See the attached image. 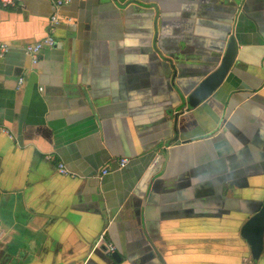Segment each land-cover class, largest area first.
Masks as SVG:
<instances>
[{"label":"crops","instance_id":"0c3cea01","mask_svg":"<svg viewBox=\"0 0 264 264\" xmlns=\"http://www.w3.org/2000/svg\"><path fill=\"white\" fill-rule=\"evenodd\" d=\"M54 12L0 6V264H264V0H72L32 65Z\"/></svg>","mask_w":264,"mask_h":264},{"label":"water","instance_id":"95a60500","mask_svg":"<svg viewBox=\"0 0 264 264\" xmlns=\"http://www.w3.org/2000/svg\"><path fill=\"white\" fill-rule=\"evenodd\" d=\"M236 54V43L231 39L218 68L208 75L188 96L187 103L189 108L193 109L199 106L202 102L210 98L212 94L221 86L236 58ZM123 159L129 160L128 158ZM240 236L249 246L253 262H257L263 249L264 203L261 205L260 209L244 224L240 231ZM110 257L115 262H120V257L117 252L111 254Z\"/></svg>","mask_w":264,"mask_h":264},{"label":"built area","instance_id":"2783aa9c","mask_svg":"<svg viewBox=\"0 0 264 264\" xmlns=\"http://www.w3.org/2000/svg\"><path fill=\"white\" fill-rule=\"evenodd\" d=\"M22 0H0V6L2 8H8V7H15L17 4H19ZM46 3L51 4L54 9L55 12L52 14V16L50 17L49 20V33L48 35H46L43 39H41L38 42H35L33 44H29L26 45L24 48V53L25 55H27L28 57H30L31 63L32 65H36L38 63V55L40 54V52L45 49V48H54L56 43L55 40L53 39V32L54 29L59 25L60 23V19L58 16V11L59 9H61L62 7L68 5L71 3L72 0H42ZM9 52V47L7 44H5L4 42L0 41V60H2ZM23 83V79L19 78L16 84V89H20L21 85ZM1 132L6 133L7 131L5 129H0ZM46 160H51V156L47 155L45 157ZM128 164V160L127 159H120L118 161V166L119 169L126 167ZM57 171L61 176L64 177H73L64 167V165L62 163H58L57 164ZM107 170H103L101 172V175L104 176L107 174ZM103 238V237H102ZM101 238V240H103ZM106 252L107 254H113L115 251V247L111 244V243H107L106 245Z\"/></svg>","mask_w":264,"mask_h":264},{"label":"flooded vegetation","instance_id":"af4514ba","mask_svg":"<svg viewBox=\"0 0 264 264\" xmlns=\"http://www.w3.org/2000/svg\"><path fill=\"white\" fill-rule=\"evenodd\" d=\"M207 100H208V99H207ZM204 102H205V101H204ZM202 103H203V102H202ZM202 103H201V104H202ZM188 108H189V107H188ZM190 109H191V108H190ZM115 251H116V249H115ZM115 251H114V252H115Z\"/></svg>","mask_w":264,"mask_h":264}]
</instances>
